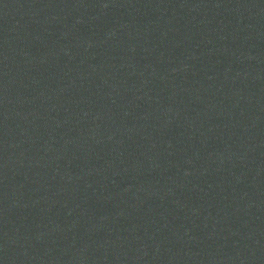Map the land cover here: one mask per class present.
<instances>
[{
	"label": "water",
	"instance_id": "water-1",
	"mask_svg": "<svg viewBox=\"0 0 264 264\" xmlns=\"http://www.w3.org/2000/svg\"><path fill=\"white\" fill-rule=\"evenodd\" d=\"M0 264H264V0H0Z\"/></svg>",
	"mask_w": 264,
	"mask_h": 264
}]
</instances>
